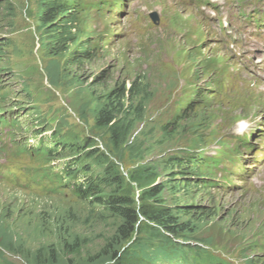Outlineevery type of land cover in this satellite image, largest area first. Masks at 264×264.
Here are the masks:
<instances>
[{
    "label": "rangeland",
    "instance_id": "374dc122",
    "mask_svg": "<svg viewBox=\"0 0 264 264\" xmlns=\"http://www.w3.org/2000/svg\"><path fill=\"white\" fill-rule=\"evenodd\" d=\"M89 1L99 2L78 0ZM102 1L100 13L73 24L72 32L90 27L71 51L91 44L74 64L71 51L51 47L41 0H0V264H114L106 246L121 219L71 187L35 180L67 163L57 146L71 164L97 152L86 162L107 192L118 184L102 183L114 163L125 177L118 192L138 202L141 189L128 177L154 169L161 196L179 212V234H188L176 238L181 244L201 241L233 264H264V0ZM133 82L140 90L126 93L121 113L131 131L116 149L96 120ZM188 153L198 155L197 171L172 159ZM152 234L139 235L147 247Z\"/></svg>",
    "mask_w": 264,
    "mask_h": 264
},
{
    "label": "trees",
    "instance_id": "16d2710c",
    "mask_svg": "<svg viewBox=\"0 0 264 264\" xmlns=\"http://www.w3.org/2000/svg\"><path fill=\"white\" fill-rule=\"evenodd\" d=\"M74 6H76L75 0H41L40 24L42 27H46V32L52 44L51 47L57 53H61L62 56H66L65 54L71 51L76 42L77 34L72 32L75 26H73L74 17L72 16L73 11L71 8ZM87 43L85 48L79 44L77 49L71 51L74 64L83 62L85 57L89 56L90 43ZM71 53L70 56L72 55ZM139 90V86L134 82L132 88L127 89L123 86L118 95L112 94L111 99L114 100L113 104L116 103V105L111 104L113 108L107 105L99 113L96 120L98 127H107L116 149H119L127 142L131 131V126H128V114L124 117L121 116V113L126 112L124 103L126 93L129 92L133 98L135 95L133 91L137 93ZM135 111L138 112L137 108ZM55 151L53 150L51 153ZM45 152H50V150H46L44 147L41 153ZM97 155V152L91 153L87 156V159L98 157ZM197 156L195 153H188V156H175L172 159L184 158L189 162L188 165H185L193 168V171H197L201 166V163L195 160ZM87 159L79 157L77 159L79 165L76 168L72 165H66L67 167L63 173L53 169H51L52 172L46 171V173L55 176V185L58 184L57 187H60V189L66 186L71 187L73 195L79 200H93L94 205L101 208V213L110 211L113 216L121 219L117 233L106 246V249L112 250L109 253L114 264H174L176 262H185L187 264H233L215 252L213 253L208 246L201 245L205 242L199 241L183 245L180 240L176 239L177 237H186L184 235L188 234H179L182 233L181 229L183 230V223L180 222L178 215L179 212L175 213L173 206L168 205L161 196L164 188L155 184L154 169L143 171L138 168L128 177L132 185L135 184L141 189L140 202H138L133 196L124 195L126 192H118L124 189L122 183L125 177L116 170L114 163L111 164L112 166L106 167L107 181L102 183L114 184L117 182L118 184H116V188H112L107 192L101 188L100 183L95 181V177L91 176V169L86 162ZM209 159L216 163L219 162V158ZM178 163L182 165V162L178 161ZM88 171L89 175H87ZM116 175L122 182L115 181ZM146 225H148L147 228L145 227ZM189 225L194 226L195 222H191ZM190 228L192 229L193 227ZM143 232L153 233L151 238L157 241L152 246L147 247L146 243H144L145 237L140 241L141 237L139 235ZM135 234L137 235L136 241L132 242L129 249L121 251L119 249L120 245L130 241ZM138 245L140 252H143L147 256L146 258H139L135 253ZM261 250H264V244L261 245ZM248 263H251V260Z\"/></svg>",
    "mask_w": 264,
    "mask_h": 264
},
{
    "label": "water",
    "instance_id": "95a60500",
    "mask_svg": "<svg viewBox=\"0 0 264 264\" xmlns=\"http://www.w3.org/2000/svg\"><path fill=\"white\" fill-rule=\"evenodd\" d=\"M152 17H153L154 19H158V15H157V13L154 12V13L152 14Z\"/></svg>",
    "mask_w": 264,
    "mask_h": 264
}]
</instances>
